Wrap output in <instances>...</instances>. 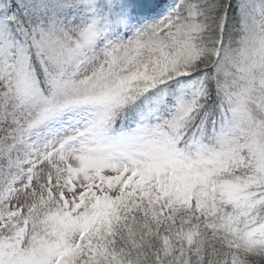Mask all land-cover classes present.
I'll return each mask as SVG.
<instances>
[{
	"label": "snow or ice",
	"instance_id": "1",
	"mask_svg": "<svg viewBox=\"0 0 264 264\" xmlns=\"http://www.w3.org/2000/svg\"><path fill=\"white\" fill-rule=\"evenodd\" d=\"M0 264H264V0H0Z\"/></svg>",
	"mask_w": 264,
	"mask_h": 264
}]
</instances>
